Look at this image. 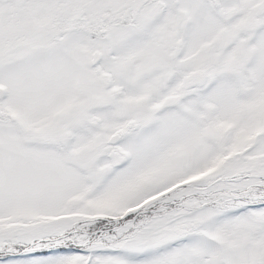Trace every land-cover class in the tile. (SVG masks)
<instances>
[{"label": "snow or ice", "instance_id": "obj_1", "mask_svg": "<svg viewBox=\"0 0 264 264\" xmlns=\"http://www.w3.org/2000/svg\"><path fill=\"white\" fill-rule=\"evenodd\" d=\"M0 264H264V0H0Z\"/></svg>", "mask_w": 264, "mask_h": 264}]
</instances>
